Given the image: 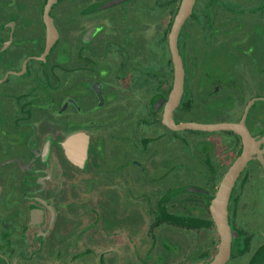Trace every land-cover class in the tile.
<instances>
[{"label":"flooded vegetation","instance_id":"obj_1","mask_svg":"<svg viewBox=\"0 0 264 264\" xmlns=\"http://www.w3.org/2000/svg\"><path fill=\"white\" fill-rule=\"evenodd\" d=\"M48 2L0 0V264H94L79 261L86 232L67 210L128 211L146 179L175 183L179 142L215 179L243 151L233 131H174L163 122L174 64L162 49L182 0H55L52 43ZM177 47L185 76L174 122L246 116L260 141L264 0H196ZM79 134L87 137L81 164L66 146ZM261 171L255 154L233 188L227 264H264Z\"/></svg>","mask_w":264,"mask_h":264},{"label":"rangeland","instance_id":"obj_2","mask_svg":"<svg viewBox=\"0 0 264 264\" xmlns=\"http://www.w3.org/2000/svg\"><path fill=\"white\" fill-rule=\"evenodd\" d=\"M166 45L165 38L162 59L171 69L170 50ZM191 151L179 142L175 183L172 179L171 184L169 177L163 179L158 175L146 179L140 194L129 196L128 211L120 207L109 213L101 206L89 209V205L78 211H74V207L67 210L68 216L69 212L71 216L78 213L76 217L81 218L82 234L86 232L80 243L79 261L194 264L211 260L217 252L218 234L210 223L211 216L201 191L214 197L227 169L219 178L205 177L201 171L207 166L191 157ZM158 159H164L162 152L158 153ZM257 178L264 187V172H259Z\"/></svg>","mask_w":264,"mask_h":264},{"label":"water","instance_id":"obj_3","mask_svg":"<svg viewBox=\"0 0 264 264\" xmlns=\"http://www.w3.org/2000/svg\"><path fill=\"white\" fill-rule=\"evenodd\" d=\"M55 0H49L45 7V22L48 27L49 43H52L55 38L56 30L53 27L49 10ZM196 0H182L176 20L169 32V48L174 64V83L169 99L165 106L163 117L164 124L174 131L194 130V131H224L229 130L241 135L243 139V151L241 155L228 168L223 178L221 179L217 191L211 201L209 211L212 221L218 234L217 252L212 260L200 262L196 264H227L231 256L233 232L229 225L228 206L231 199L233 188L239 178L241 172L245 169L247 163L253 155L257 154L261 158L264 165V158L260 150L261 143L264 142V137L256 142L249 133L245 119L240 123H216L202 124L195 122L176 124L173 120V112L179 106L181 97L184 92V76L185 71L183 63L179 55L177 41L179 32L187 18L191 15ZM67 151L71 160L77 163H82L87 153V137L79 134L71 137L67 141Z\"/></svg>","mask_w":264,"mask_h":264},{"label":"trees","instance_id":"obj_4","mask_svg":"<svg viewBox=\"0 0 264 264\" xmlns=\"http://www.w3.org/2000/svg\"><path fill=\"white\" fill-rule=\"evenodd\" d=\"M201 197L204 198V199H203L204 205H205V207H206V210H207L208 214L210 215L209 207H210V204H211V201H212L213 197H211V196H207V194L204 193V192H202V191H201ZM210 216H211V215H210ZM210 218H211V217H210ZM210 223H211V225L215 228V224H214V222L212 221V218L210 219ZM212 259H213V258H212ZM212 259H211V260H212ZM209 261H210V260H209ZM197 263H200V262H197ZM194 264H196V263H194Z\"/></svg>","mask_w":264,"mask_h":264}]
</instances>
